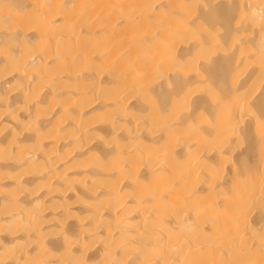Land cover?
<instances>
[{
    "label": "bare ground",
    "instance_id": "obj_1",
    "mask_svg": "<svg viewBox=\"0 0 264 264\" xmlns=\"http://www.w3.org/2000/svg\"><path fill=\"white\" fill-rule=\"evenodd\" d=\"M0 264H264V0H0Z\"/></svg>",
    "mask_w": 264,
    "mask_h": 264
}]
</instances>
